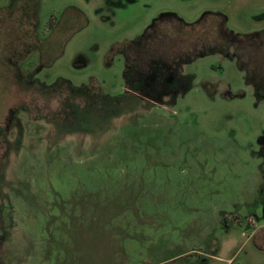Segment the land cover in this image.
I'll return each instance as SVG.
<instances>
[{
  "label": "rangeland",
  "instance_id": "1",
  "mask_svg": "<svg viewBox=\"0 0 264 264\" xmlns=\"http://www.w3.org/2000/svg\"><path fill=\"white\" fill-rule=\"evenodd\" d=\"M11 1L0 0V264H264V54L250 79L235 57L192 61L162 34L128 67L123 50L106 56L164 13L262 32L264 0ZM58 79L123 98L37 90Z\"/></svg>",
  "mask_w": 264,
  "mask_h": 264
},
{
  "label": "trees",
  "instance_id": "2",
  "mask_svg": "<svg viewBox=\"0 0 264 264\" xmlns=\"http://www.w3.org/2000/svg\"><path fill=\"white\" fill-rule=\"evenodd\" d=\"M18 1V0H17ZM12 0L11 5L17 3ZM10 5V6H11ZM4 11L9 12V8ZM78 14L81 15L79 11ZM53 18L48 21L49 28L54 25ZM226 17L221 13H204L196 22L185 23L182 19L172 13H164L156 18L143 32L142 35L133 40H125L116 43L111 47L106 56L123 53L128 67V58L140 47L157 44L156 39L164 37L179 41L178 45H184L189 52L190 60L194 61L199 57L211 53H219L225 57H235L236 65L243 69L246 77L250 79V74L255 69V63L264 54V31L249 34H232L226 29ZM232 51V52H231ZM128 56V57H127ZM37 90L44 93H55L67 89L74 96H84L90 99L95 105L111 106L117 104L123 98L121 96L109 97L105 95L95 82L89 85L73 86L68 80L58 79L50 86L36 84ZM257 94H259L257 92Z\"/></svg>",
  "mask_w": 264,
  "mask_h": 264
}]
</instances>
